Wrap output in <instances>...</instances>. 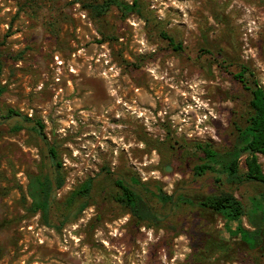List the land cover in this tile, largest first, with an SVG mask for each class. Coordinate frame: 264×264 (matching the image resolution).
I'll use <instances>...</instances> for the list:
<instances>
[{"label": "rangeland", "instance_id": "374dc122", "mask_svg": "<svg viewBox=\"0 0 264 264\" xmlns=\"http://www.w3.org/2000/svg\"><path fill=\"white\" fill-rule=\"evenodd\" d=\"M104 1L0 0V264H264L262 247L177 202L231 192L253 230L264 184L194 167L197 144L226 151L244 126L250 92L236 75L247 68L264 85V0H137L127 16ZM11 109L21 117L2 119ZM47 142L65 180L48 224L30 195L34 177L52 174ZM131 178L158 223L138 224L115 201L117 180ZM89 179L90 196L68 208ZM158 188L174 203L153 198Z\"/></svg>", "mask_w": 264, "mask_h": 264}, {"label": "trees", "instance_id": "16d2710c", "mask_svg": "<svg viewBox=\"0 0 264 264\" xmlns=\"http://www.w3.org/2000/svg\"><path fill=\"white\" fill-rule=\"evenodd\" d=\"M79 2L80 0H73ZM113 6L119 8L122 14L127 16L131 13H140V6L137 0L132 4L124 0H105L102 7L107 9ZM97 12L101 9L94 8ZM164 39L168 40L175 51H181L183 46L177 43L174 38L162 32ZM2 63L0 60V69ZM253 73L247 68L236 75V78L243 84L245 89L250 92V100L248 103L247 118L244 126H237L234 133V143L230 149L220 151L210 144H197L196 149L200 152L199 163L194 167V175L203 177L207 173L223 175L226 181L231 185H241L247 182H257L264 184V171L259 161V156H264V85L259 81H249ZM0 89V96L2 95ZM21 113L16 110H9L8 115L2 119L12 116L21 117ZM27 120L30 118L26 117ZM1 123V122H0ZM20 130V127L16 128ZM34 130L40 136L47 140L44 136V124L36 121ZM47 150V159L49 160L52 174L44 176H36L33 179L30 195L33 199L31 209L34 213H41L45 223H49L50 212L53 207L54 193L64 186V177L62 175V163L59 159L57 148L49 142ZM244 164L245 172L241 173V165ZM131 183L127 184L124 180H117L120 191L115 195V201L136 220L138 224H156L159 222V216L156 211L149 205L144 197L138 193L133 185L139 184V180L131 178ZM221 181L220 178L217 180ZM93 187V179L86 181L78 190L74 191L68 202V208L71 207L79 198L86 199L90 196ZM153 198L162 204H173L174 195H167L160 188L150 191ZM178 203L197 207L199 210L218 216L224 223L226 231L232 237H239L240 242L250 249L262 247L264 250V203H253L252 222L253 230L246 229L242 226V218L246 215L245 207L231 192H222L220 194H212L194 201L184 195H180ZM88 203L85 202L79 207L78 214L85 210ZM238 223L235 228L232 224ZM224 245L225 242H222ZM214 250L225 248L221 244H212Z\"/></svg>", "mask_w": 264, "mask_h": 264}]
</instances>
